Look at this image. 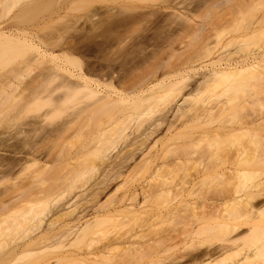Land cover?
<instances>
[{
  "label": "bare ground",
  "instance_id": "obj_1",
  "mask_svg": "<svg viewBox=\"0 0 264 264\" xmlns=\"http://www.w3.org/2000/svg\"><path fill=\"white\" fill-rule=\"evenodd\" d=\"M184 26H179L180 30L175 25L173 42L184 38ZM180 31L183 32L181 38ZM253 37L250 39L254 40ZM1 41L5 44L1 46L0 60L11 51L8 42L12 46L13 43L25 45L36 53L33 51L31 59L0 81V124L7 116L25 114L13 130L7 131L5 144L0 148V180L15 175L30 161L44 159V164L35 169L26 182L14 180L0 194L3 195L0 198V247H6L8 259L12 258L9 261L4 257L6 260L1 259L0 264H20L24 258L36 256L38 264H101L121 248L123 254L131 250L128 259V255L123 258L126 254L119 253L120 250L118 253L132 264H136V260L142 261L139 264H234L233 260L228 261L243 250L242 245L253 246V249L235 264L264 261V173L260 170L264 166V135L257 137V130L264 124V111L247 114L234 125L211 126L206 121L217 112L235 108L234 101L241 87H249V91L264 87V51L259 52L261 48L250 50L240 58H227L224 68L212 72V82L230 80L227 97L219 107L215 106L216 111L213 106L202 103L204 100L198 96L195 101H200L188 108L191 110L189 117L186 113V121L177 125L173 120L175 111L184 94L189 93L183 90L191 87L193 90L196 85L195 81L185 83L187 77L179 75L181 71L177 69L175 74L168 69L167 72L172 73L164 74L169 75L156 82L160 77L156 76V70L164 66L160 60L167 51L165 47L161 52L155 50L160 52L159 58L154 56L155 61L141 58L134 63V72H130L132 74L123 81L121 88L117 86L126 77L115 62L110 66L96 63L91 71L93 76L84 74L81 67L74 71L66 63L57 62L53 63V68L64 76L58 88L39 84L26 93L27 88L21 83L31 66L47 63L45 56L52 60L58 56L47 48L42 49L31 32L15 25L0 26ZM167 49L173 51L175 48L170 45ZM203 50L205 56H209L212 47L206 45ZM64 57L66 55L63 61L70 59L68 56L64 60ZM217 61L211 60L204 65ZM254 68L260 71L256 73ZM172 74L175 77L172 78ZM151 75L153 78L155 75V80L149 78ZM54 77L55 73L49 74V80ZM164 79L167 82L163 84ZM114 80L119 81L116 86ZM152 80L162 86L151 84ZM155 86L160 87V91L151 92ZM60 88L62 92L57 91ZM146 91L151 93L143 95ZM147 100L160 102L158 117L131 136L130 123L142 114ZM255 101H261L257 93L242 106ZM68 104L75 109L52 126L51 120L67 112L63 106ZM122 137L129 139V143L112 156L114 138ZM46 138L51 139L49 147L37 146L38 141ZM72 138L82 139L73 155L101 154L98 156L101 174L88 187L87 181L84 182L86 186L82 182L76 184L85 170L84 162L68 174L60 175L59 172L62 155L69 153L67 144ZM27 141L33 144L26 145ZM56 162H60V168L54 171L48 164ZM134 167L146 172L148 177L131 189L127 176L135 171ZM49 170H53L54 180L62 179V182L46 186ZM114 182H117L116 187ZM212 184L227 188L218 195L219 191L213 192ZM120 187L124 189L113 199L111 194ZM159 198L164 203L162 209L157 206ZM148 202H151L149 206ZM122 218L129 219L130 223L141 219V224L148 223L150 227L159 224L160 229L156 232L153 228L155 235L136 244L132 250L130 247L137 242L131 241L132 233L128 236L114 233L116 236H113L111 231L112 238L106 234L107 240L102 234L106 228L101 230L104 221H122ZM99 235L101 237L97 238ZM214 236L218 237L208 241ZM100 238L104 241L93 246ZM126 248L129 251L123 252ZM9 252L13 257H9Z\"/></svg>",
  "mask_w": 264,
  "mask_h": 264
},
{
  "label": "rangeland",
  "instance_id": "obj_2",
  "mask_svg": "<svg viewBox=\"0 0 264 264\" xmlns=\"http://www.w3.org/2000/svg\"><path fill=\"white\" fill-rule=\"evenodd\" d=\"M7 25H15V27L26 30L29 34L31 32L34 39L42 45V49L47 48L49 51H52L53 54L58 56L54 58L55 60L49 59V57L45 56L48 60L47 63L43 62L40 65L34 64L31 66L28 73L22 78L21 83L22 87L25 86L27 88L26 93L29 88L39 84L40 86H49L55 89L58 88V85L63 81L64 76H62L63 74L61 71H57L53 68L57 62H60L61 64L66 63V65L69 68L72 67L70 69H73L74 71H79V69H81V71L88 76H93L91 71L96 63L110 66L115 62L119 67L120 73L124 74L126 77V79L124 78L120 83L119 81L115 82L116 80H114L115 86L119 83L117 88H121L124 87L123 81H126L127 77L132 74L130 72H134V63L136 64L138 60H142L141 58L150 59L148 60L149 62L155 61V59L159 58L158 56H160V52L163 50L162 48L165 47L167 51H165L166 53L164 52L163 57H161L162 60H160V62L162 61L161 64H164V66H159L161 68H157L156 76H160V79L158 78L159 81L156 82H160V80L166 76L164 74L174 73V70L176 69L177 71H181L179 73L176 72V74L178 73L185 78L187 77L185 83H191L192 81L196 82H193V84L196 85H194L195 88L193 90V87L189 89L185 88L186 90H189L187 92L185 89V92L183 90V93H189L184 94L182 102L180 101L181 104L178 105L179 107L177 106L178 108L175 111L173 120L177 125L189 117L188 113L190 115L191 110L189 111L188 108H190L191 105L193 107V103L200 101V98H202V101L204 100L202 103L205 102V105L213 106L214 110L215 106L217 107L218 105L219 107L222 101L225 100L227 97L226 88H228L230 80L228 82V79H220L217 82H212V72L224 68L227 65V58H240L239 56H245L250 50L256 51L258 47L259 49L261 48L259 52L264 51V35H262L264 33V0H0V26ZM175 25H178V27L185 25V28L182 31L186 32V34L184 33L185 36L187 35L186 37L184 36L183 39L176 40L178 43L173 42V40L175 41V37L172 39V30ZM188 25H190V27ZM186 27L189 29L191 28V30L187 32L189 29ZM182 31H180V38L183 37ZM256 34L258 35L255 36ZM251 37H253L254 40H251ZM1 42L0 50L1 46L5 44L4 42ZM164 42L167 44L169 42L173 43H169L168 45H173L175 49L169 51L167 49L169 46ZM8 43L12 48L10 47L11 51L0 60V81L4 76L11 74V71L19 69L20 66L33 57L35 52L25 45L23 46L13 43L12 46L10 42ZM206 45L212 47V52L209 56H205L204 54L203 48ZM155 50H159L160 52H155ZM63 55H66L64 60L68 56L70 59H68V61H63ZM152 57L153 59H151ZM210 58L211 60L218 61L211 65L210 63L204 65L211 61ZM50 66H52L53 69H49ZM255 68L254 70L256 73L260 71V68ZM168 69H171L172 72H167ZM50 73H53V75L55 73L56 77L49 80ZM169 74H167V76ZM174 74H172V78L175 77ZM247 75L249 74L246 73V76ZM178 76L176 77L179 78ZM149 78L155 80L156 77L154 75L153 78V75H151ZM168 78L170 80V76ZM148 79L147 81L150 82L151 79ZM166 79H164L163 84L164 82H167ZM156 82L153 81L151 84H156ZM157 85L162 86V84L159 83L156 84V86ZM156 86V89L153 87L151 92H158L157 90H159L161 86L158 88ZM241 88L234 101L235 108L233 107V109H230L229 111L226 110L222 113L217 112L210 116V118L206 120L209 122V125H234L238 120L241 121L242 118L244 119L247 114L249 116L264 111V87L255 90L252 89L253 91H249L251 90L249 87L244 86ZM243 88L245 89L243 90ZM57 91L62 92L63 88H60ZM151 92L149 91V93ZM145 93L149 94L148 91H146L143 95H145ZM255 93L261 98V101L250 102V104L247 103L242 106V104L246 103V101ZM198 96L200 100L195 101V99H198L196 98ZM63 107V109L68 111L57 114L50 122L52 126L57 125L66 114L75 109L71 104H68L67 106L64 105ZM159 108L160 102H153L151 100L145 101L144 106L141 109L143 110L142 114L130 123L131 136L141 131L148 123L157 118V110ZM29 113H27V115ZM24 118L25 114H21V116L16 117L7 116L5 120L1 121L0 148L5 144L4 140L7 131L13 130ZM257 132L259 134L257 137H262L264 135V124L259 130H257ZM179 133L181 134V131ZM195 133L196 132H194V134ZM183 134L184 133H182V135ZM188 134L185 135L188 136ZM114 139L115 140H113L114 142H112L111 145L114 147L111 149V151H113L112 156L118 154V151L123 149V147L129 143V139L125 140L123 137L121 139ZM81 141L82 139L77 138L69 140L70 143L67 144L69 153L62 155L63 162L61 163V170L59 172L60 175L68 174L69 170L79 166V163L84 162L85 170L80 177L81 179H77L76 184H80L81 182L84 184V182L87 181L86 183L88 187L90 184L94 183L101 174L102 167L101 165H98L100 164V157L98 158V156H101V154L100 152L99 154L89 153L82 157H77L76 154L73 155L79 148ZM38 142L37 146L42 148L49 147L51 139L46 138ZM31 144H33V142H26V145ZM68 145H70V147ZM70 153H72L73 156H71ZM160 161L161 160L159 159L158 162ZM42 164H44V159L34 163L33 161H30L15 175L1 179L0 194L9 188L14 180L17 182H26L35 169ZM92 165H95V167H92ZM48 166L52 167L55 171L60 168V162H56V164L54 163L52 165L48 164ZM136 167H138V165H136ZM136 167L133 168L135 171L131 170L130 172H133L128 173L127 176L129 183L134 185L132 186L129 184L131 189L137 187V185L139 186V182L140 185L141 183H144L145 179L148 177V175L145 174L146 172H140L141 169L137 171L135 169ZM260 170L264 173V166H262ZM52 173L53 170L48 171V178L45 183L46 186L53 182H62V179L54 180ZM114 184L116 187L117 182H114ZM212 186L214 187L212 189L213 192L219 191L218 195L223 194V191H225L224 188H227V186L221 187L216 184H212ZM120 188H117L119 190H116L111 194L113 199H116L117 194H120L122 192L121 190L124 189H122V187ZM240 189L243 190L242 187ZM119 191L121 192L119 193ZM220 191L222 192L220 193ZM214 194L217 195V193ZM1 196L3 195H0V198ZM7 198L8 197H4V199ZM160 200H162V198H159V203L161 205L159 204L160 206H157L159 209H162L164 203H161L162 201ZM4 202H6V200ZM150 203L151 202H148L146 205L149 206ZM122 219V221H119L120 219L104 221L101 225V230L104 226H106V228H103V232L105 233L102 232V234L107 240L108 237L106 234H109L108 236L110 239L112 238L111 231L113 232L112 235L114 233H119L126 236V233L128 236L129 233H132L131 235L133 238L131 239L133 240L131 241L134 242L136 240L137 242H134L135 245L130 247V249L136 246V244H140L142 241H148L149 236H154L155 233L152 232L153 228L156 232L160 229L159 224H156L157 226L154 225L155 227H150V224L144 222L141 224L142 220L140 218H138L141 220L140 224H138L140 220H136L138 222L135 224L136 221L134 222V220L131 221L133 223H130L129 219ZM146 224L149 225L150 228ZM107 228H109L108 231L110 233H106ZM135 233L137 234L136 237H134ZM119 234L117 235L119 236ZM99 237H101V235L97 238ZM217 237L218 236L210 237L208 238V241H214ZM101 239L102 238H100V242H95L93 246H97L96 243H102L104 240ZM242 247L243 250L238 255L232 257L233 259H229L228 262L233 260V263L235 264L245 253L250 254L253 249V246L242 245L241 248ZM121 249H119L120 252L119 250L116 251L117 253L111 255L110 259L107 258L108 261L105 260L101 264H121V261H125L123 258H126L131 251H129V248L123 249V252H126V250L129 251L127 254H123ZM6 250V247H0V263L2 261L1 259L4 257H7L6 259H8ZM118 252L126 255H119ZM9 253V257H13V253ZM129 255L126 259L130 257ZM121 256H123V258ZM11 259L8 260L10 261ZM37 259H39L37 256L36 258L26 257L19 262L20 264H38ZM38 261L40 262V260ZM116 261L120 262L117 263ZM136 261V264H139L140 261ZM4 262L5 261L3 260V263ZM127 262L125 261L124 263L126 264ZM252 264H264V261H256L252 262Z\"/></svg>",
  "mask_w": 264,
  "mask_h": 264
}]
</instances>
